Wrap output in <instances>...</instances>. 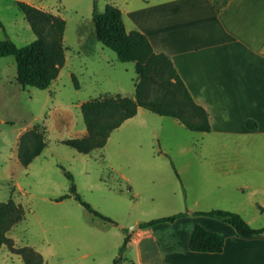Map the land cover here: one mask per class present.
Masks as SVG:
<instances>
[{"label":"rangeland","instance_id":"1","mask_svg":"<svg viewBox=\"0 0 264 264\" xmlns=\"http://www.w3.org/2000/svg\"><path fill=\"white\" fill-rule=\"evenodd\" d=\"M17 1L65 19L66 62L49 88H23L15 57L0 56V201L12 198L24 209V219L9 233L16 247L34 248L46 264H113L133 227L185 210L196 200L208 210L232 203L252 227H264V134L195 132L142 108L89 154L63 143L87 135L82 103L134 95L135 63L120 62L96 39L94 9L117 6L130 31L135 12L158 0H0V40L9 37L22 47L36 36ZM34 127L47 146L24 166L20 140ZM235 163L247 174L242 184L248 189L239 191L236 180L216 175L222 167L232 172ZM208 166L216 169L212 176ZM65 171L73 175L83 200L110 220L95 216L74 197L58 200L71 193ZM0 263L25 264L7 246Z\"/></svg>","mask_w":264,"mask_h":264},{"label":"crops","instance_id":"2","mask_svg":"<svg viewBox=\"0 0 264 264\" xmlns=\"http://www.w3.org/2000/svg\"><path fill=\"white\" fill-rule=\"evenodd\" d=\"M141 11L135 12L134 30L172 60L195 102L209 112L211 132L264 134V0H158ZM247 119L258 129H248ZM240 166L233 164L232 172L222 167L216 175L236 180L239 191L248 189ZM215 171L207 167L208 176ZM225 205L219 207L235 209ZM205 207L199 200L186 203L174 221L130 232L121 264H264V234L240 236L231 225L197 213L209 211ZM195 225L223 235L222 251L190 250Z\"/></svg>","mask_w":264,"mask_h":264},{"label":"trees","instance_id":"3","mask_svg":"<svg viewBox=\"0 0 264 264\" xmlns=\"http://www.w3.org/2000/svg\"><path fill=\"white\" fill-rule=\"evenodd\" d=\"M17 6L25 15L36 38L22 47L17 46L9 37L0 40V56L15 57L17 79L23 88L33 86L47 89L58 78L66 62L63 45L66 21L57 14L24 1H17ZM93 23L96 39L113 50L120 62L135 63L137 73L135 93L134 97L121 94L106 95L82 103L81 111L87 135L64 140V144L83 154L102 148L111 133L126 120L136 116L139 108L160 116L175 118L191 131H211L209 112L195 102L172 60L166 54L156 52L149 38L141 31H128L120 8L108 4L103 12L94 9ZM0 26L3 27L1 21ZM245 125L250 130L258 129L257 122L251 119L245 120ZM46 146L42 132L36 127L24 133L18 148L21 163L28 166ZM65 174L71 181V193L63 195L58 200L74 197L95 216L110 220L83 200L77 191L73 175L69 171H65ZM197 213L231 225L240 236L253 237L264 234V228L252 227L237 212L212 209ZM182 214L143 221L139 223V227L174 221ZM24 216L22 205L17 204L12 198L0 201V251L3 246H7L12 253L20 255L25 264H46L41 253L29 246L16 247L14 240L8 236L11 229L21 222ZM129 238L126 236L120 247V254L113 264L121 262ZM224 240L223 235L201 225H195L188 247L192 251L221 252Z\"/></svg>","mask_w":264,"mask_h":264},{"label":"water","instance_id":"4","mask_svg":"<svg viewBox=\"0 0 264 264\" xmlns=\"http://www.w3.org/2000/svg\"><path fill=\"white\" fill-rule=\"evenodd\" d=\"M139 227V224L138 225H136L135 227H133V228H138Z\"/></svg>","mask_w":264,"mask_h":264}]
</instances>
